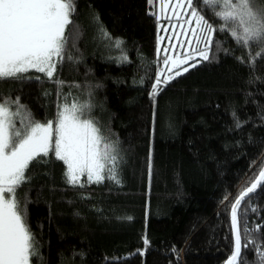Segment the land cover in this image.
Here are the masks:
<instances>
[{
  "label": "trees",
  "instance_id": "1",
  "mask_svg": "<svg viewBox=\"0 0 264 264\" xmlns=\"http://www.w3.org/2000/svg\"><path fill=\"white\" fill-rule=\"evenodd\" d=\"M75 5L73 60L52 81H0V97H20L40 122L55 120L65 98L88 103L86 117L121 157L119 183L70 185L54 151L33 163L17 196L34 264H223L234 251L231 207L264 165V57L249 63L261 49L216 33L210 59L167 84L162 73L153 97L164 58L157 0ZM241 218L249 229L264 224V187L241 203ZM240 228L242 244L264 245V229ZM256 261L255 247L241 248L237 264Z\"/></svg>",
  "mask_w": 264,
  "mask_h": 264
},
{
  "label": "snow or ice",
  "instance_id": "2",
  "mask_svg": "<svg viewBox=\"0 0 264 264\" xmlns=\"http://www.w3.org/2000/svg\"><path fill=\"white\" fill-rule=\"evenodd\" d=\"M257 4L258 0L162 2L164 18L171 24L172 18L165 11L171 8L176 19L173 27L181 29L189 45L183 56H165L164 65H172L167 67L168 72L182 65L188 66L175 71L174 75H164L163 83L167 84L187 72L189 67H195V63L189 65L188 62L197 56L209 60L212 46L217 43L213 39L216 33L229 36L239 48L250 51L254 45L259 47V56L251 57L249 63L264 57V8ZM75 11V0H0V81L23 83L44 77L54 80L57 67L65 60H73L67 47L77 32L72 19ZM204 13H211L214 19L210 21ZM159 19L157 15V21ZM104 35L107 37V33ZM179 42L183 45L185 41ZM120 43L116 41V46ZM241 62H244L243 58ZM32 70L43 76L33 77ZM161 75L162 72H157L153 97L161 90ZM89 108L88 103L69 105L65 98V103L57 107L55 120L40 122L21 103L20 97H0V264H34L33 258L38 256L35 238L27 226L26 210L17 191L30 180L27 174L30 166L48 157L50 151H54L55 158L66 166L64 176L70 185L83 187L82 176L87 177L88 183H100L105 178L119 183L121 157L95 121L86 117ZM149 170L151 172V163ZM258 187H264V169L232 205L231 230L235 247L227 264H237L241 248L247 249L250 245L256 248V264H264V245L257 244L255 238L245 239L242 244L240 228L242 223L247 236L264 229V224L249 229L246 218L238 221L241 203L250 199ZM252 211L256 209L252 208ZM148 243L144 238V244L147 246Z\"/></svg>",
  "mask_w": 264,
  "mask_h": 264
},
{
  "label": "rangeland",
  "instance_id": "3",
  "mask_svg": "<svg viewBox=\"0 0 264 264\" xmlns=\"http://www.w3.org/2000/svg\"><path fill=\"white\" fill-rule=\"evenodd\" d=\"M162 2H169L171 4H174L175 0H157V15L160 16L159 21H157V40H158V37L160 38L158 41L159 46L162 47V52L164 53V58H165V56H170L173 58H175L177 55L183 56L185 51L189 47V45L186 42V37H185V35L181 34V29L178 26L173 27L174 25H176V19H175V17H173L171 8L165 9L168 17L172 18L171 24L169 23L168 19L164 18L163 13L161 12ZM257 6L264 8V2H261L260 0H258ZM204 14L206 15V17L210 21L213 20V19H210L212 17V15L210 13L209 14L204 13ZM157 15H156V18H157ZM185 27H187V25H185ZM189 35H190V33H189ZM179 41H185V42L183 43V45H181V43ZM201 47H203V45H201ZM200 59L201 58L199 56H197L194 60H190L188 62V64L189 65L193 64V63L196 64L197 61H200ZM161 64H162V67L160 68L159 72H162L163 75H174L175 71H177V70L182 71L183 67L188 66V65H182L179 69L172 71V72H168L167 67H172V65L169 64L166 67L163 63V60H162ZM64 103H62L61 105H63ZM71 103H75V102L72 101L68 104L70 105ZM18 122H19V120L16 121L17 125L19 126ZM84 181L86 183H88L86 176L81 177V183H83Z\"/></svg>",
  "mask_w": 264,
  "mask_h": 264
},
{
  "label": "water",
  "instance_id": "4",
  "mask_svg": "<svg viewBox=\"0 0 264 264\" xmlns=\"http://www.w3.org/2000/svg\"><path fill=\"white\" fill-rule=\"evenodd\" d=\"M262 169H264V165H263V167L261 168V170H262ZM261 170H260V171H261ZM260 171H259V172H260ZM258 174H259V173H258ZM257 177H258V175H257ZM257 177H256V179H257ZM256 179H255V180H256ZM254 182H255V181H254ZM239 195H240V194H239ZM239 195L236 197V199L239 197ZM236 199H235V201H236ZM235 201H234V203H235ZM234 203H233V204H234ZM231 208H232V207H231ZM230 216H231V211H230ZM234 247H235V236H234ZM228 259H229V258H228ZM228 259L225 260V262H224L223 264H227Z\"/></svg>",
  "mask_w": 264,
  "mask_h": 264
}]
</instances>
